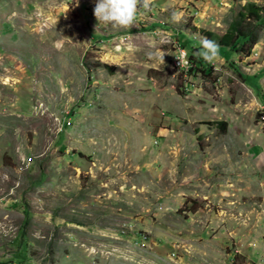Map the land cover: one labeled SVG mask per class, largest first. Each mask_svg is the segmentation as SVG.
I'll list each match as a JSON object with an SVG mask.
<instances>
[{
  "label": "rangeland",
  "instance_id": "obj_1",
  "mask_svg": "<svg viewBox=\"0 0 264 264\" xmlns=\"http://www.w3.org/2000/svg\"><path fill=\"white\" fill-rule=\"evenodd\" d=\"M95 2L0 0V264H264V10L207 76L173 64L264 0Z\"/></svg>",
  "mask_w": 264,
  "mask_h": 264
},
{
  "label": "clouds",
  "instance_id": "obj_2",
  "mask_svg": "<svg viewBox=\"0 0 264 264\" xmlns=\"http://www.w3.org/2000/svg\"><path fill=\"white\" fill-rule=\"evenodd\" d=\"M153 0H96L93 8V14L96 20L105 25H111L117 28L130 29L136 25L137 15L142 8L145 12H150ZM173 22H179L182 16L178 12L171 14ZM220 45L217 41L208 37H201L199 47L193 55L203 59L209 64H213L219 54ZM164 53H161L158 59L160 66L164 63ZM187 56V54H185ZM121 67H123L121 65Z\"/></svg>",
  "mask_w": 264,
  "mask_h": 264
},
{
  "label": "trees",
  "instance_id": "obj_3",
  "mask_svg": "<svg viewBox=\"0 0 264 264\" xmlns=\"http://www.w3.org/2000/svg\"><path fill=\"white\" fill-rule=\"evenodd\" d=\"M264 8L255 2H246L241 9L238 11L236 18L229 24L226 31L219 36L216 41L222 47L231 48L233 50H243L244 46L247 44L250 50L253 45L257 42V36L253 35L251 29L248 27L250 23L258 26L263 19L262 11ZM207 37H211L213 34L210 31L200 30ZM197 50V48H196ZM190 59L193 63V68L191 70L199 69L205 76V70L203 66L206 62L203 59L195 57L193 54H189ZM111 69L110 66H105ZM190 70V71H191ZM219 127L225 131L226 122L217 121Z\"/></svg>",
  "mask_w": 264,
  "mask_h": 264
},
{
  "label": "built area",
  "instance_id": "obj_4",
  "mask_svg": "<svg viewBox=\"0 0 264 264\" xmlns=\"http://www.w3.org/2000/svg\"><path fill=\"white\" fill-rule=\"evenodd\" d=\"M175 52V56L173 57V64L176 68L182 71H189L193 68V63L185 49L177 47ZM185 54H187V56Z\"/></svg>",
  "mask_w": 264,
  "mask_h": 264
}]
</instances>
